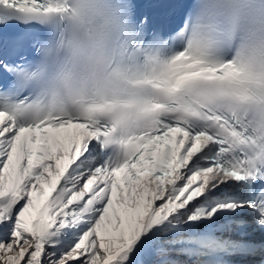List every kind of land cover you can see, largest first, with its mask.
Returning <instances> with one entry per match:
<instances>
[{
	"label": "snow or ice",
	"instance_id": "snow-or-ice-1",
	"mask_svg": "<svg viewBox=\"0 0 264 264\" xmlns=\"http://www.w3.org/2000/svg\"><path fill=\"white\" fill-rule=\"evenodd\" d=\"M0 264H264V0H0Z\"/></svg>",
	"mask_w": 264,
	"mask_h": 264
}]
</instances>
